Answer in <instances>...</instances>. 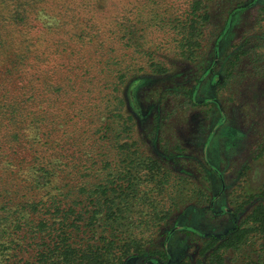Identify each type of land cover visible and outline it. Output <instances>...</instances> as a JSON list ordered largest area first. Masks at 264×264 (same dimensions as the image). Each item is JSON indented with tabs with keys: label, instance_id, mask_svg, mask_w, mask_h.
Masks as SVG:
<instances>
[{
	"label": "rangeland",
	"instance_id": "rangeland-1",
	"mask_svg": "<svg viewBox=\"0 0 264 264\" xmlns=\"http://www.w3.org/2000/svg\"><path fill=\"white\" fill-rule=\"evenodd\" d=\"M205 4L209 23H98L105 51L113 56L106 61L93 52L92 62L101 65L92 69L97 77L91 89L77 93L80 121L74 131L62 127L60 144L52 147H39L38 140L53 133L28 135L30 155L36 150L57 155L50 157L66 172L75 153L74 192L95 195L83 198L88 209L99 212L95 219L93 213L77 218L84 227L75 228L71 264H249L262 253V231L250 232L236 247L219 248V235L235 223L247 225L264 190V0ZM161 6L157 0V13ZM121 25L133 29L126 36L143 49H122L126 39L114 32ZM246 46L250 52L232 60ZM109 68L113 75L123 70L115 92L98 83ZM131 87L138 111L130 104ZM69 136L79 139L76 147ZM105 151L111 155L107 168L97 163L85 175L86 158H101ZM98 194L122 211L112 206L106 215V206L95 202ZM113 213L119 214L116 220ZM16 241L10 255L0 250V264H38L39 247L33 249L26 238Z\"/></svg>",
	"mask_w": 264,
	"mask_h": 264
},
{
	"label": "trees",
	"instance_id": "trees-1",
	"mask_svg": "<svg viewBox=\"0 0 264 264\" xmlns=\"http://www.w3.org/2000/svg\"><path fill=\"white\" fill-rule=\"evenodd\" d=\"M158 1L162 6L157 13V0H0V250H7L5 254H11L16 238L21 237L33 249L39 247L38 264H71L76 259L75 228L84 227L77 218L82 219L87 213H93L91 218H96L99 211L88 209L83 201V198L94 200L95 195L91 192L82 197L74 192L73 187L79 181L74 173L79 164L75 153L71 156L74 160L71 169L66 172L68 169L60 168L62 164L50 157L57 155L46 157L39 150L30 155L25 148L28 135L33 130L36 135L53 133L43 143L42 138L38 140L39 147L47 144L52 147L60 144L59 136L65 132L62 127L71 125L74 131L80 121L77 93L91 89L88 86L94 85L97 77L92 69L101 65L100 61L92 62L97 59L93 52L106 61L113 56V52L105 51L107 42L100 39L98 23L210 22L206 0ZM127 29V25L124 28L121 25L114 31L123 33L120 39H126L120 42L122 49H143V43H133L127 38L128 33H135L131 27ZM246 47L234 53L232 60L239 61L250 52V46ZM122 71L120 68L113 75L109 68L100 76L98 83H102L103 90H119ZM128 96L131 107L138 111L132 87ZM107 126L105 122L103 128ZM67 141L76 147L79 139L69 136ZM102 146L106 149V142ZM110 158L106 151L101 158L87 157L85 175H90L97 163L105 170ZM131 160L136 163L139 158L133 156ZM114 181H118L117 177ZM50 185L56 188L54 192L46 190ZM105 194L103 191L102 196ZM258 196L254 210L246 219L247 225L237 223L220 235L219 248L236 247L254 230L264 232V190ZM100 199L96 195L95 202L106 206V215L111 214L116 204L111 205L106 197L103 202ZM116 208L118 213L122 211L120 206ZM118 213L112 214L113 219L118 218ZM31 228L34 235L28 236ZM212 245H207L203 254ZM249 264H264V243L262 253L252 257Z\"/></svg>",
	"mask_w": 264,
	"mask_h": 264
},
{
	"label": "flooded vegetation",
	"instance_id": "flooded-vegetation-1",
	"mask_svg": "<svg viewBox=\"0 0 264 264\" xmlns=\"http://www.w3.org/2000/svg\"><path fill=\"white\" fill-rule=\"evenodd\" d=\"M235 224H237V223H235ZM235 224H233V225H231L227 230H229L231 227H233ZM227 232V231H226ZM208 234H210V233H208ZM212 234H215V233H212ZM220 236V235H219Z\"/></svg>",
	"mask_w": 264,
	"mask_h": 264
}]
</instances>
